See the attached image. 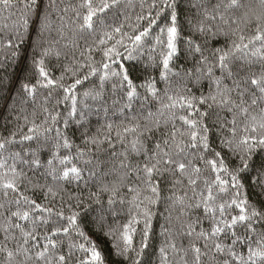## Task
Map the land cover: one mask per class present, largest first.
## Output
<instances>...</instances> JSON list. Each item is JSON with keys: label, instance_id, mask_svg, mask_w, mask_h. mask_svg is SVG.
<instances>
[{"label": "snow or ice", "instance_id": "6c2138e0", "mask_svg": "<svg viewBox=\"0 0 264 264\" xmlns=\"http://www.w3.org/2000/svg\"><path fill=\"white\" fill-rule=\"evenodd\" d=\"M0 264H264V0H0Z\"/></svg>", "mask_w": 264, "mask_h": 264}, {"label": "trees", "instance_id": "16d2710c", "mask_svg": "<svg viewBox=\"0 0 264 264\" xmlns=\"http://www.w3.org/2000/svg\"><path fill=\"white\" fill-rule=\"evenodd\" d=\"M93 131H94V129H93ZM78 135V134H77Z\"/></svg>", "mask_w": 264, "mask_h": 264}]
</instances>
